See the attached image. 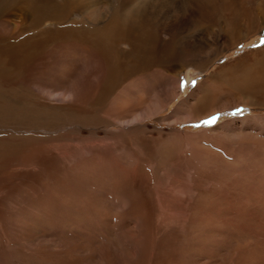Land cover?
Returning a JSON list of instances; mask_svg holds the SVG:
<instances>
[{"label": "rangeland", "instance_id": "1", "mask_svg": "<svg viewBox=\"0 0 264 264\" xmlns=\"http://www.w3.org/2000/svg\"><path fill=\"white\" fill-rule=\"evenodd\" d=\"M22 1L14 0L1 16L9 10L19 13ZM57 1L65 7L66 2ZM96 1L103 7L108 1L113 18L155 0ZM234 4L168 0L167 13L155 19L148 16L141 34L147 27L153 31L155 26L158 33L159 27H174L155 38L154 52L163 60L150 54L151 62L157 57L151 63L153 71L139 70L135 78L122 81L109 103L125 94L143 100L140 107L146 110L160 102L161 89L178 87L164 108L136 121L130 122L135 116L120 117L119 122L114 113L77 115L49 105L41 113L35 103L24 106L20 99L28 90L21 89V81L39 80L47 86L57 82L55 76L40 73L44 65L57 63L61 67L57 77L64 78L74 74L68 62H77L84 66L78 70L84 87L83 82L93 80L91 68L96 65L92 55L82 59L77 50L62 59L47 54L32 67L26 58L31 69L11 80L14 109L25 107L34 113L23 120L13 116L14 110L11 118L0 115V264H264V78L254 94L250 86H242L255 77H239L244 71L259 78L264 71V0H245L242 7ZM32 7L25 22L16 16L1 22L12 29L20 26L8 43L23 39L32 46L33 37L53 31L62 15H71L83 26V16L71 6L62 13ZM209 16L214 23L203 21ZM228 21H234L237 34L244 31L241 39L227 31ZM46 41L59 42L54 35ZM148 41L150 47L154 41ZM164 45L172 46L173 57L160 51ZM123 62L128 64L130 55ZM157 84L161 89L152 88ZM3 89L0 82V98ZM236 93H252L255 103L237 104ZM30 157L38 164L21 167ZM52 162L69 168L51 170ZM33 217L36 228L28 238L34 242L28 244L23 232L6 231L1 222L17 219L20 224ZM65 240L70 245L60 248L57 243Z\"/></svg>", "mask_w": 264, "mask_h": 264}, {"label": "bare ground", "instance_id": "2", "mask_svg": "<svg viewBox=\"0 0 264 264\" xmlns=\"http://www.w3.org/2000/svg\"><path fill=\"white\" fill-rule=\"evenodd\" d=\"M29 1H31L33 4L31 2H28L27 0H24L21 2L20 4L21 8H19V11H20L19 13L15 12L16 13L15 14L13 13V11L9 10V11H5V14L3 15V17L0 14L1 16L0 17V27L3 26L1 22H8L7 19L6 20L4 19L10 16H16L18 17L17 21L20 20L21 22H25L27 20V14H26L27 10H30L29 7L31 5H33L31 9H33L34 11L52 12L55 9H58L61 13L63 12L64 8H70L71 6L72 10L74 9L76 12H80L81 15L83 16L82 18L83 26L81 24L80 25L75 24L79 22L76 21L75 19H70L72 18L70 17L71 15L70 16L62 15L59 18L58 23L53 31L47 30L43 34L39 35V37H36L37 39H34L35 37H33L32 46H29L26 43V41H23V39L17 43H8L9 39L11 41L13 40L11 39V37L15 34L16 30L20 28L19 25L18 26L16 25L14 29L4 27V26H3V29H0V33L5 32L4 33L5 35L0 34V44L4 42L3 40L7 42V44H4V45L2 43L3 46L0 45V82L2 84V87L4 88L3 89L4 98H0V115L7 113L6 117L11 118L12 115L10 114V112L14 110L13 116H16V119L23 120L26 117H31L34 113V111L32 110H27L25 107L21 109H14L16 103H15V99H13L14 94H12V92L14 91V88H13L14 83L13 84L11 83L12 77L14 78V76L26 75L25 70L31 69L32 65L36 63L39 59L42 62L46 60L47 54H50L48 56H52V57L54 56L55 58H58L57 57V54H58L60 59H62L63 56L67 57L68 53H71L72 55L75 54L76 50H77V54L81 58L86 55H92L93 56L92 62L94 61L96 62V65L94 64V67L91 68V75L93 76V80L82 83V84H87L86 87H84V85L82 86L79 84V76L81 73L78 70H80L84 66L79 65L75 61L74 63L67 61L70 65H72L70 67H73L74 74H68L66 77L61 78L60 77L61 74H59L57 77V74L61 71V67L58 66L57 63H52L49 65H44L41 68L40 73L44 74L45 76L46 75L55 76L57 78V82L50 83L51 85L47 86L45 85L46 82L43 83L39 80L33 81L31 84H28L27 81L25 82L21 81L19 83L21 89H26L28 90V92L26 91L27 93L23 94V97L20 99V102L24 106H27L33 103L37 104L38 106H36L35 109L41 110L42 111L41 113H43V110L46 108L45 105H49L48 107L54 110L64 109V110H67L68 112H71L77 115L78 114L79 115H84V114L92 115V114L98 113L99 115L102 114L103 116L110 117V115L114 113L116 118L117 117L119 118L118 119L119 122H120V117H124L123 119L128 120L130 117L132 118L136 116L135 118L130 120V122H132V121H136V119H138L139 117L145 118L146 116H150L152 114L157 113V111H160L161 108H164L166 104L169 101H171V99L177 94L176 93L177 92L176 88L178 87L177 84H176L175 89H172V90L171 89L164 90L165 88L161 89L160 87H162V85L157 84V86L153 85L152 88L153 89L160 88L161 90L159 92H162L160 95L163 97L162 99L160 98L161 99L160 102H158L159 100H157L156 102L151 103L149 105L150 107L148 106L146 110L140 107L142 102H144L143 100L141 101L140 98L132 100V98L129 99L128 97H126L125 94L120 95L117 98V100L112 102L111 104L109 103L111 95L116 92V89L118 88V86L121 84L122 81H124L127 78L134 77V75H136L137 72H139V70H142L144 73H150L153 71L152 69L155 65L151 66V63L155 64L156 62L154 61L158 57V53L154 52L156 50L155 38L158 36L161 37L163 33H168L169 30H172L174 27H171L170 24L163 26V27H159V30H160L159 33L156 30L157 28H155V26L152 28L154 29L153 31H149L150 28L147 27L144 29H148V31L141 34L143 23L144 21L145 22L149 21V19H147L148 16L153 15L154 19L157 17H160L168 9V0L151 1L148 4H143L140 10L124 11V12H121L119 15L114 16L113 18L110 16V3L108 1L106 2V5L104 7L101 6V4L96 0H63L64 2H66L65 7H63V5H60L58 3L59 1L57 0H29ZM222 1H224V6L226 5L231 6L233 3H235L234 6L236 5L238 7L239 6L242 7L245 5V0H226V1L222 0ZM213 3L212 4L208 3V5L213 8ZM8 5H15L14 0H0V11L3 10ZM235 10H236V7H235ZM173 16H174V13L170 18H168L167 20L168 23L172 20ZM212 17L210 18L209 16L208 19L204 18L203 21L206 23L210 22L212 24L213 21L215 22V20ZM178 20H180V18L176 17L173 19V22L177 23ZM67 22L70 24L63 25V24H66ZM233 22L229 23L228 21V25H230V28H227V31L229 33L239 36V38L241 39V37L244 35V31L237 34L238 31L235 25H233ZM84 23H88L93 26L90 27L89 25H87L88 27H85ZM241 23H239L238 25L243 28V24ZM9 32H12V33L9 34ZM53 35L59 41L57 44H50L49 42L46 41L47 38ZM173 37L174 35H172V39ZM148 39H152L154 41V42L150 41V44H149L150 47L146 43V42H149ZM68 43L76 44V46H74L73 49L66 48L63 44H68ZM124 45H127L130 47L128 51H125V49L121 47ZM51 46H54L56 48L54 50H51L50 48ZM145 46L147 47L146 48L147 51H145ZM87 47L90 49H87ZM60 48L62 49L60 50ZM160 51L166 53V55L168 56L173 55V48L170 45H167V46L164 45ZM150 54L157 56L152 62L150 61L151 59ZM125 55H130V62L128 64H125L123 62ZM26 58L33 62L31 63V67L28 66V61L26 60ZM158 58L163 60L161 57H158ZM144 61L145 63H143ZM162 63L163 61L158 62L157 66L158 67H160V65L162 66ZM240 74H239L240 75L239 77H246V76L255 77L253 82L249 84L243 83L244 86H242V89H246L248 86H250L251 87L250 92L257 94L255 89L260 84L261 82L260 79L264 78V71L260 73L261 75L259 76V78H257V74L253 75L250 72L246 73L242 71L240 72ZM176 79L179 80V78H176ZM33 83H35L36 87L32 86ZM61 84L62 85L70 84V85L68 87L65 86L63 88L60 87L61 89H56ZM92 84L94 87H92ZM130 89H137V88L130 87ZM29 91L33 93H29ZM245 92L247 93V91ZM252 93L251 94H244V93L234 94V97H237L236 98L237 104L238 102H244V101H246V103L250 102L254 104L255 102L253 100L254 98H253ZM122 98H124V101L121 100ZM200 100L203 101V98H200ZM239 104H244V103H239ZM112 119H115V118H112ZM14 162H17V160H14ZM22 164L23 166L21 167L32 168L36 166L38 163L36 162V160L30 157L28 158V160L26 158L23 159ZM48 165L51 170H57V171L63 170V169L68 170L67 168H69V167L60 166L58 163H53V162ZM17 169H21V168H17ZM89 196H91V194ZM136 211L139 212V210H136ZM142 214L143 216L146 215L144 212H142ZM34 219H35L34 217L31 220L21 219L22 222H25V223H20V224L17 219H14V220H2L1 219V222L5 221V224L4 223L3 224H4V228L6 229V231L13 230L14 233L23 232L25 234L26 242L28 244L29 242H34V240L31 241L30 238H28L29 236H34V234H32V231H34L36 228V225L34 224V221H33ZM42 223L43 222H41V224ZM9 236L13 239L12 233L9 234ZM25 243L23 244L27 245ZM54 244L56 245V243ZM57 244H59L60 248L64 246L67 247V245H70V241L65 240L64 242L57 243ZM110 256H109V260H110Z\"/></svg>", "mask_w": 264, "mask_h": 264}, {"label": "crops", "instance_id": "3", "mask_svg": "<svg viewBox=\"0 0 264 264\" xmlns=\"http://www.w3.org/2000/svg\"><path fill=\"white\" fill-rule=\"evenodd\" d=\"M214 115H216L215 113L211 115V117H213ZM209 118V117H208ZM219 121H223V119H218L217 122L219 123Z\"/></svg>", "mask_w": 264, "mask_h": 264}, {"label": "snow or ice", "instance_id": "4", "mask_svg": "<svg viewBox=\"0 0 264 264\" xmlns=\"http://www.w3.org/2000/svg\"><path fill=\"white\" fill-rule=\"evenodd\" d=\"M239 111V110H238Z\"/></svg>", "mask_w": 264, "mask_h": 264}]
</instances>
